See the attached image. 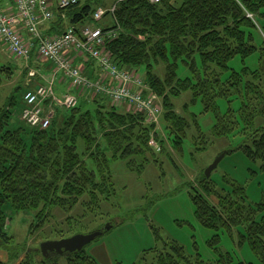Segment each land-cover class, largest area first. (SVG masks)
I'll use <instances>...</instances> for the list:
<instances>
[{
	"label": "trees",
	"instance_id": "trees-1",
	"mask_svg": "<svg viewBox=\"0 0 264 264\" xmlns=\"http://www.w3.org/2000/svg\"><path fill=\"white\" fill-rule=\"evenodd\" d=\"M92 4V0H80L65 9H55L44 33L59 34L68 26L78 32L85 25L101 27L104 32L114 30L115 35L104 40V51L121 68L137 73L143 69L141 78L146 88L142 93L161 100L162 135L147 122L144 112L113 103L103 94L77 90L75 107H64L60 115H52L47 128L31 127L18 109L19 103H24V94L21 100L18 96L20 88L5 92L15 66L0 64L2 247L13 242L6 232V205L13 213L36 212L42 225L58 210L66 215L56 232L64 238L91 215L92 219L84 223H100L110 217L103 207H115L110 204L116 197L111 162L122 160L128 169L137 171L152 163L164 175L158 154L174 164L172 151L179 155L190 134L196 152L206 151L211 139L239 135L240 144L232 150H241L264 171V123L257 124L258 118L264 119V0H119L113 11L105 12L112 15L110 26L96 23L93 14L98 8ZM258 34L263 37L259 46L255 43ZM254 54H258L257 63L250 68L245 61ZM236 57L242 62L239 71L230 67ZM180 65L190 77L178 76ZM188 91L191 104L200 101L204 112L215 115L208 137L200 130L196 116L187 113V104L184 115L175 111L173 101ZM220 99L228 104L224 113L219 110ZM234 101L239 102L237 109L231 107ZM152 138L158 150L149 144ZM198 183L201 191L193 188L191 199L199 223L229 234L239 229L241 243H247L264 264V217L259 218L264 202L249 203L245 187L236 181L226 180L230 187L219 191L217 184L202 173ZM118 223L110 218L98 228L104 233ZM219 242L215 234L209 246L216 249ZM154 251L156 264H210L198 254L187 255L175 241H162ZM221 260L231 262L230 258ZM65 261L98 264L84 250L66 255Z\"/></svg>",
	"mask_w": 264,
	"mask_h": 264
},
{
	"label": "rangeland",
	"instance_id": "rangeland-1",
	"mask_svg": "<svg viewBox=\"0 0 264 264\" xmlns=\"http://www.w3.org/2000/svg\"><path fill=\"white\" fill-rule=\"evenodd\" d=\"M118 1L92 0V6L108 12ZM96 23L101 26H110L113 23L112 15L107 13ZM262 38L259 34L255 36L257 46L262 42ZM3 46L0 41V55L4 53ZM6 56L0 64L15 66L12 80L5 85L7 94L19 87L18 96L21 100V96L27 89L53 80L54 92L57 96H61L56 84L59 76L53 79L56 73L53 65L38 57L25 61L10 58L8 54ZM257 58L258 54L247 58L246 65L253 68L257 63ZM230 67L239 71L242 67L241 60L236 57L230 62ZM177 73L183 79L190 77L189 71L183 65L179 66ZM138 74L143 76L142 68L139 69ZM66 85L68 87V82ZM191 97V92L188 91L175 99L173 101L175 111L184 115L183 106L187 104V113L196 116L200 130L208 137L216 121L215 115L212 112H204L200 101L191 104ZM218 105L221 113L228 108V104L223 99L218 101ZM123 106L125 107L124 104ZM23 107L24 103L21 101L18 105L20 112ZM231 107L237 109L239 102H232ZM44 109L45 112H51L55 116L57 112L63 111L64 107L53 104ZM258 123H264V119L258 118ZM157 130L162 135L161 121ZM190 136L184 141L183 150L179 155L172 151L171 156L175 165L167 156L158 154L157 158L162 162L164 175H161L158 167L152 163L146 165L141 171H137L128 169L122 160L111 162L116 197L111 200L110 204L115 207H103L109 212L110 217L107 216L100 223L104 224L110 218L119 223L108 228L106 232L83 248L98 264H156L154 249L161 246L162 241H175L183 247L187 255L194 257L198 254L210 264H227L220 261L222 258L223 260L230 258L229 264L237 262L260 264L248 244L241 243L239 229H234L229 234L223 230L216 232L203 227L195 217L191 199L193 188L196 187L201 191L198 179L201 178L207 166L221 151L236 148L240 144L241 137L233 135L227 139H211L213 141L209 143L206 151L196 152ZM260 165L259 162L249 161L241 150H234L219 162L212 171L210 179L217 184L219 191L230 187L224 183L226 180L236 181L245 187L248 202L257 204L264 202V171H261ZM4 210L8 216L6 232L12 236L13 242L8 247L0 246V264H66L65 256L55 254L47 258L40 252L42 242L60 239L56 232L61 229L59 221L65 219V214H59V211L55 210L54 218L44 220L42 225L36 217V212L13 213L7 205ZM260 217H264V211L259 214ZM90 218L84 219L82 226H77L73 233H68L65 237L76 233L86 234L99 229V222L92 220L90 224L84 223L89 222ZM93 223L97 226H92ZM215 234L220 237L216 249L213 248L215 246H209Z\"/></svg>",
	"mask_w": 264,
	"mask_h": 264
},
{
	"label": "built area",
	"instance_id": "built-area-1",
	"mask_svg": "<svg viewBox=\"0 0 264 264\" xmlns=\"http://www.w3.org/2000/svg\"><path fill=\"white\" fill-rule=\"evenodd\" d=\"M79 1L14 0L11 11L0 6V41L6 46L8 56L27 61L35 52L38 58L51 63L56 73L62 74L68 81L69 89L103 94L113 103L144 112L147 122L154 124L155 129L159 128L162 106L156 95H144L142 92L146 86L141 76L133 70L119 67L104 51V40L114 36V30L104 32L101 27L85 25L77 32L74 26H68L62 33L47 35L40 29L42 22L52 19L55 9H65ZM104 14L105 10L99 8L94 12L93 19L98 21ZM22 31H26L30 39H24ZM73 53L93 60L98 66L99 76L96 79L84 76L80 65L71 58ZM77 94L68 91L58 97L53 89V80L36 85L23 96L21 117L31 127L47 128L52 114L45 112L44 102L50 100L53 104L72 108L78 104ZM149 144L159 148L153 138Z\"/></svg>",
	"mask_w": 264,
	"mask_h": 264
},
{
	"label": "water",
	"instance_id": "water-1",
	"mask_svg": "<svg viewBox=\"0 0 264 264\" xmlns=\"http://www.w3.org/2000/svg\"><path fill=\"white\" fill-rule=\"evenodd\" d=\"M233 150H223L214 158L212 163L205 169L204 175L210 178L212 171L218 166L219 162L230 154ZM107 228L105 227L104 230ZM103 234V230L96 229L86 234L76 233L69 237H64L58 240L44 241L40 245V252L47 258L50 255H71L83 250L84 246Z\"/></svg>",
	"mask_w": 264,
	"mask_h": 264
},
{
	"label": "crops",
	"instance_id": "crops-1",
	"mask_svg": "<svg viewBox=\"0 0 264 264\" xmlns=\"http://www.w3.org/2000/svg\"><path fill=\"white\" fill-rule=\"evenodd\" d=\"M0 6L5 9V10H8V11H11L13 6H14V0H0ZM49 27V23L48 22H42L40 24V29L44 32L48 29ZM47 28V29H46ZM23 33V37L24 39L28 40L30 39L29 35L26 33V31H22ZM5 46H3V49H4V55L6 56L7 54V50H6V47L4 48ZM1 54V55H3ZM0 55V61H3L5 56H1ZM7 57V56H6ZM36 58V53L35 52H32V60H34ZM72 60L75 64H78L80 65L81 69H82V74L90 79H96L98 76H99V69H98V66L96 65V63L91 60V59H87L85 56H80L78 54H74L72 55ZM47 72H50V71H47ZM56 84H57V90L60 92L59 94L60 95H63L64 93L67 92V85H66V82H64V80L62 79L61 76H59V79L56 80ZM44 82V81H43ZM36 86V85H35ZM34 86V88H35Z\"/></svg>",
	"mask_w": 264,
	"mask_h": 264
}]
</instances>
